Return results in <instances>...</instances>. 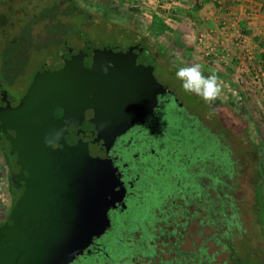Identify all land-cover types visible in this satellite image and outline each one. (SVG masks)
<instances>
[{
	"label": "rangeland",
	"instance_id": "1",
	"mask_svg": "<svg viewBox=\"0 0 264 264\" xmlns=\"http://www.w3.org/2000/svg\"><path fill=\"white\" fill-rule=\"evenodd\" d=\"M76 1L92 15L91 24L83 25L85 28L74 24L72 28L79 29L91 44L126 46L139 38L161 63L184 77L192 90L176 91L193 112L192 121L198 127V136L181 144L175 140L174 129L166 132L162 144L169 139L171 143L159 151L170 170L169 179L166 184L161 179V185L156 182L151 186L149 195L154 190L153 196L146 199L145 207L133 209L129 205L118 214L122 221L105 247L112 262L264 264L263 85L248 82L243 75L240 78L244 81L234 82L237 71L223 62L215 65L208 54L201 53L197 39L191 32L180 31L179 18L171 16L164 2ZM95 1L111 8L106 22L91 12ZM29 4L28 0H0V82L11 97L23 92L39 65L54 58L68 29L58 23L51 26L45 19L44 5L37 4L38 9L29 12L24 7H31ZM11 13L13 19L5 22ZM13 33L18 38L5 44V37ZM76 41L78 45L81 42ZM253 74L249 75L254 79ZM154 75L176 88V76L169 84L161 70H154ZM186 117L189 119L187 113ZM5 164L0 154V221L12 192L15 194L7 182ZM117 236L124 240L114 238ZM92 259L69 264H92Z\"/></svg>",
	"mask_w": 264,
	"mask_h": 264
},
{
	"label": "water",
	"instance_id": "2",
	"mask_svg": "<svg viewBox=\"0 0 264 264\" xmlns=\"http://www.w3.org/2000/svg\"><path fill=\"white\" fill-rule=\"evenodd\" d=\"M80 45L62 43L61 66L39 65L17 100L0 87L18 189L0 223V264H69L109 227L108 209L124 207L108 150L162 88L135 62L137 45Z\"/></svg>",
	"mask_w": 264,
	"mask_h": 264
},
{
	"label": "flooded vegetation",
	"instance_id": "3",
	"mask_svg": "<svg viewBox=\"0 0 264 264\" xmlns=\"http://www.w3.org/2000/svg\"><path fill=\"white\" fill-rule=\"evenodd\" d=\"M80 44L78 45L77 41L73 40L69 44H66V46L75 49L79 48L81 46ZM135 45L139 48H134L135 54L133 58L135 62L143 65L141 72L143 74H151L155 79L156 84L162 88V91H154L155 104L152 106L153 108H151L150 111L143 112V114L137 116L136 122L129 126L123 133L118 135L109 147L108 154L115 167L114 177L120 181V184L118 185L123 188L122 200L124 207L120 210V203H118L108 209L107 215L109 227L106 228L103 233L93 238L88 246L89 251L86 254L77 257L73 260L74 262L81 260L82 258H93L95 261L92 259V264H102L103 261H109L111 264H115V262H112L113 258L111 255L105 251V247L107 239L110 237L111 233H114L115 228L117 227L116 224H120L122 221L118 214L126 211L129 205H133L129 207H132L133 209L139 208V206L142 208L145 207L148 202L146 199L150 197L151 200L153 196L152 193L154 190L151 193V196L149 195L152 190L151 186H154L156 182L161 185L162 180L165 182L164 184H166L167 179H169L170 170H167V165L164 159L160 156L159 151L162 145H170L171 143L169 139V142H164L162 144L165 135L167 134L166 132L174 129L176 131L175 140L178 144L184 142L185 139L190 140L193 137L198 136V127L192 121L193 112H190V110L185 107L184 103L179 99L176 91L179 88L183 92L192 90L187 87L188 84L184 77L178 74L177 71H174V69L168 67L165 63H161L160 60H158L159 58L157 54L142 40L133 39L130 40L126 46L111 47L128 48ZM44 64L49 70H56L61 66L62 59L61 57H56L54 55V58H51L50 62ZM157 69L161 70L169 84H171L170 82L173 80L172 76H176L177 78L174 84L176 88H171L167 84L157 80L154 75V70ZM180 84L184 86H180ZM0 87L4 89L1 82ZM26 87L23 89L22 93L15 97H11L7 93L8 96L6 97V100L8 102L17 100L25 92ZM186 113L188 114L189 119H187ZM194 132L197 133L194 134ZM0 154L2 155L4 163H6L7 182L11 188L14 189L13 191L18 194V189L13 186L11 181L13 174L17 171L14 154L10 153L9 144L7 143L1 128ZM179 182L180 180L178 179L177 185ZM159 189L157 191H159ZM180 189H182V187H178L177 190L180 191ZM146 192H148L147 195ZM139 200H141V203H139ZM148 207L150 208V205ZM107 231L109 233H106ZM104 234L105 237L103 238ZM114 238H117V240L120 241L123 240V238L119 236Z\"/></svg>",
	"mask_w": 264,
	"mask_h": 264
},
{
	"label": "crops",
	"instance_id": "4",
	"mask_svg": "<svg viewBox=\"0 0 264 264\" xmlns=\"http://www.w3.org/2000/svg\"><path fill=\"white\" fill-rule=\"evenodd\" d=\"M159 1L167 6L165 0H155ZM172 1L171 16L179 18L182 33L191 32L194 39L200 35L203 43L196 45L201 53L206 54L202 47L206 44L212 48L208 55L213 64L223 62L230 70L237 71L234 82L244 81L240 78L243 75L248 82L264 87V76L259 75L255 80L249 75L264 72V0ZM238 31L244 36L241 43L236 41Z\"/></svg>",
	"mask_w": 264,
	"mask_h": 264
},
{
	"label": "trees",
	"instance_id": "5",
	"mask_svg": "<svg viewBox=\"0 0 264 264\" xmlns=\"http://www.w3.org/2000/svg\"><path fill=\"white\" fill-rule=\"evenodd\" d=\"M28 1L30 2L29 5L31 7L25 6V5H24V7H26L29 12H34L36 9H38L37 4L39 6L44 5V9L45 10L47 9L46 11H44V14H46V16H47L45 19H47L48 23L51 26H55L56 23H58V25L61 24V25L65 26L66 29L68 28L66 31V38L65 39L63 38L64 39L63 43L69 44L73 40H82V38H84L83 33L79 29L72 28V26L74 24L79 26V28H85V27H83V25H85L86 27L88 25L90 26L91 21L89 18L92 15L90 13H88V11L85 9V7L79 5V3L76 0H36V1L28 0ZM34 4H36V5H34ZM93 4H94V10L91 12H93V14L95 13L96 17L104 19L106 22L108 16L112 14L111 8L106 6L103 3H100V2H96ZM34 6H35V8H34ZM13 15H14L13 13L9 14L8 16H10V19L7 17L5 22L8 20H12ZM27 32H26V36H28ZM15 35H16V33L15 34L13 33V35H10L7 39L5 37V40H4L5 44H11V42L17 37ZM137 39H139V38H137ZM211 97H212V95H211ZM212 98L215 102H217V100H218L217 97H212ZM173 181L174 180L172 179V182ZM11 189L14 190L13 188H11ZM16 196H17V193L14 194L12 192V195L10 196L11 201H10V204H9L6 212H5L3 219H5V217L9 211L12 203L14 202ZM158 200L161 201V198H159ZM1 221H3V220H1Z\"/></svg>",
	"mask_w": 264,
	"mask_h": 264
},
{
	"label": "built area",
	"instance_id": "6",
	"mask_svg": "<svg viewBox=\"0 0 264 264\" xmlns=\"http://www.w3.org/2000/svg\"><path fill=\"white\" fill-rule=\"evenodd\" d=\"M146 1L149 2L151 0H146ZM141 2L144 3V0H141ZM165 2L167 4V7L168 8H171L172 7V6H170L171 3H173L172 0H165ZM243 40H244L243 33H241V32L238 31L237 37H236V41L241 43ZM197 42L203 43L202 38L200 37V35H197ZM202 47L205 49L206 54L210 53V51L212 50V48L209 47V46H207L206 44L202 45ZM255 73H256V71H255ZM255 73L253 74L255 80H256L257 75L264 76V72H260V74L259 73L258 74L257 73L255 74Z\"/></svg>",
	"mask_w": 264,
	"mask_h": 264
}]
</instances>
